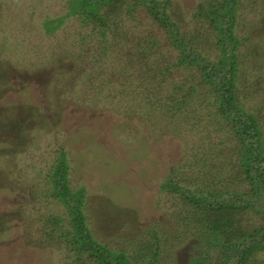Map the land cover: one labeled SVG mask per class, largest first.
Returning <instances> with one entry per match:
<instances>
[{
    "label": "rangeland",
    "instance_id": "rangeland-1",
    "mask_svg": "<svg viewBox=\"0 0 264 264\" xmlns=\"http://www.w3.org/2000/svg\"><path fill=\"white\" fill-rule=\"evenodd\" d=\"M164 1L201 60L169 67L182 51L136 0L98 4L99 13L109 12L94 28L85 24L93 11L76 0H0V264H102L89 250L80 263L71 255L70 211L52 181L62 152L70 190L83 188L95 241L125 250L131 264L147 258L134 262L148 244L160 250L157 264H191L205 252L210 264H223L189 197L164 187L171 180L191 190L252 192L241 141L219 110L222 89L208 77L219 32L198 22L203 0ZM239 2V66L233 85L225 86L255 115L264 146V0ZM113 25L119 31L109 32ZM82 37L97 40L98 59L87 47L80 58ZM158 98L164 108L152 111L147 104ZM251 202L258 210L235 213L232 224L241 232L264 223L260 200ZM53 216L68 242L53 231ZM244 264H264V247Z\"/></svg>",
    "mask_w": 264,
    "mask_h": 264
},
{
    "label": "trees",
    "instance_id": "trees-1",
    "mask_svg": "<svg viewBox=\"0 0 264 264\" xmlns=\"http://www.w3.org/2000/svg\"><path fill=\"white\" fill-rule=\"evenodd\" d=\"M76 1L83 7L91 8L93 13L91 12L92 14L90 16H84L85 19L89 21L85 22V24L92 25L94 28L93 21H97L96 23L98 25L105 24L107 21L106 16L109 12V10H106L104 13H99L96 8L98 4L106 3L108 5V3L115 0ZM239 1L240 0L200 1L197 4L200 10L198 22L202 21L203 23L211 24L215 26L219 32L217 45L220 52L218 59L211 63L212 70L208 72V77L210 78V82L219 89H222L221 94L217 97V100L220 101L219 110L225 118L233 123L235 133L241 141L243 149L240 155V162L252 192H240L231 190L230 188L222 189L209 185L196 186L191 190L190 188H182L181 185L170 182L171 180H167L164 185V187L183 190V193L189 197L196 209L194 213L195 221L203 222L202 224L205 226L207 234H209L207 239L208 247H217L222 251L225 256L223 264H244L246 261L250 263L251 255L254 250L260 246L264 247V223L246 232H241L236 226L234 228V224H232L236 211L242 209L243 206L257 209V202H253L252 204L251 200H260L258 206H260V208L262 207V212L264 213V146L262 145L263 140L261 131L255 115L243 110L235 99V92L225 86V83L233 85L234 74L239 66L238 54L236 56L235 50L239 52V49L236 48H238L240 44V39L236 38L234 29L238 22L237 12L240 5ZM136 2L142 4L144 8L153 15L160 25L165 28V31L168 32V38L171 43L182 51L180 58L170 62L169 67H179L188 62H196V60L202 59L194 57L196 53L194 51L195 48L190 46L185 35L181 33L179 24H177L166 12V2L164 0H136ZM135 5L136 3H133L132 6ZM107 8L110 9L109 6ZM68 15L70 14H64L62 18L57 20V24L64 21ZM194 19L197 18L195 17ZM117 31L119 30L116 25H113L109 29V32ZM78 32H80V29ZM80 39L81 40H78L77 38V44L84 41L86 42L85 47L84 43H82L80 49H78L80 58L85 56L83 50L90 48V51H87L89 55L98 59V54L96 53L97 44L95 43L97 40L90 39L89 41L87 40L88 38L83 37ZM100 39H105L103 34ZM92 41L95 42L93 43ZM190 52H193L192 57H189ZM101 53L103 55L105 54L104 51H101ZM122 72L124 73L125 70H122ZM216 73H219L220 77L216 76ZM171 94L169 96H171ZM167 100H169V97ZM160 102H163V100H159L158 98L156 101L148 103L147 106L152 111L162 109L164 105ZM60 155L62 156L61 160L53 167L52 181L54 191L61 197L70 211V217L73 223L72 235L68 240L70 241L69 249L71 250V255L75 256V258L79 260L78 263H80L82 253L85 252V250H89L102 264H131L133 259L125 250L118 252L112 251V249L108 248L106 245L100 242L98 243L92 238L82 209L84 197L83 188L81 187L75 193L70 190L67 177L69 168L65 153L62 152ZM204 172L203 170V173ZM195 180L197 179L195 178ZM60 221L61 219L59 217H52V222L55 227L53 231L59 232V235L64 238L65 242H68L66 239L67 233L65 231L62 232L60 227H58L60 226ZM48 234L51 236L52 233ZM76 243H80L79 246H77ZM138 251L139 255L136 254L137 256H135L134 262H136L138 256H147V258L142 260L141 264H157L159 259L158 253L160 251L157 247L148 244ZM209 256V252H205L204 256H192L190 258V263L210 264ZM81 264L84 263L81 262Z\"/></svg>",
    "mask_w": 264,
    "mask_h": 264
}]
</instances>
